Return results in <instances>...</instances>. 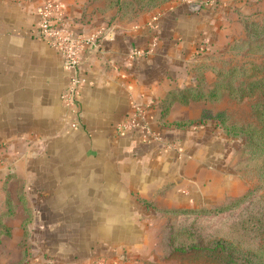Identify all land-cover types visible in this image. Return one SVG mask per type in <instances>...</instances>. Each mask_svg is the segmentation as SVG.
I'll return each instance as SVG.
<instances>
[{"label":"crops","instance_id":"1","mask_svg":"<svg viewBox=\"0 0 264 264\" xmlns=\"http://www.w3.org/2000/svg\"><path fill=\"white\" fill-rule=\"evenodd\" d=\"M60 1L74 26L104 34L81 55L85 82L75 111L60 96L67 74L59 55L35 33L38 0H0V228L10 236L16 227L2 213L11 210L9 182L20 180L50 264L98 256L120 264L116 245L136 243L148 220L151 208L140 199L181 204L177 190L205 170L201 149L219 145L212 122L172 123L196 119L201 100L175 99L162 117L161 104L171 91L196 85L204 57L226 37L220 21L236 13L230 6L243 9L251 0H168L131 19L83 21L80 3ZM132 49L139 52L131 55ZM133 102L143 105L146 123L162 140L118 128ZM162 141L176 142L180 152Z\"/></svg>","mask_w":264,"mask_h":264},{"label":"rangeland","instance_id":"2","mask_svg":"<svg viewBox=\"0 0 264 264\" xmlns=\"http://www.w3.org/2000/svg\"><path fill=\"white\" fill-rule=\"evenodd\" d=\"M74 1L80 3L81 21L96 15L106 20L116 16L131 19L158 6L151 4L155 0ZM245 5L243 9L238 4L230 6L236 13L219 23L226 37L218 39L217 47L204 57V66L198 71L203 90L216 83L215 97L201 100L204 121L191 123H214L221 132L219 145L212 152L207 146L201 149L199 157L205 170L177 190L183 195L181 204L162 206L140 200L145 210L151 208L144 213L148 220L138 228L140 239L134 244L116 245L121 247L120 253L128 255L125 264H223L217 253L189 245L210 247L214 241L223 240L246 249L254 247L260 237L250 223L255 217L264 221V151L251 153L241 136L225 133L232 124L246 125L251 119L250 97L237 98L226 85L236 86L251 78L264 81V70L250 69L252 64L264 63V0H251ZM173 143L170 150L180 152ZM8 186L14 188L10 215L16 227L11 228L10 236L6 235L10 230L0 228V264H50L41 255L43 244L36 239L35 223L29 222L32 212L22 195L20 180H12ZM3 219L8 222V218Z\"/></svg>","mask_w":264,"mask_h":264},{"label":"built area","instance_id":"3","mask_svg":"<svg viewBox=\"0 0 264 264\" xmlns=\"http://www.w3.org/2000/svg\"><path fill=\"white\" fill-rule=\"evenodd\" d=\"M37 25L35 33L54 49L59 55L62 67L67 74V83L61 90L60 96L63 104L75 111V102L79 89L85 82V78L80 72L79 65L83 51L88 48H96L100 45L104 37L101 28L95 31L85 32L74 26L65 16L60 0H38L35 10ZM132 49L131 55L138 53ZM75 125V121L71 122ZM118 128L125 131H134L141 140H162L161 134L150 128L145 121V110L141 103L133 102L132 109L126 119L118 123ZM163 143V141H162ZM164 147L174 145L171 141H165ZM124 254L117 258L123 261ZM108 259L98 256L88 259L83 264H107Z\"/></svg>","mask_w":264,"mask_h":264},{"label":"trees","instance_id":"4","mask_svg":"<svg viewBox=\"0 0 264 264\" xmlns=\"http://www.w3.org/2000/svg\"><path fill=\"white\" fill-rule=\"evenodd\" d=\"M162 1L164 0H155L152 1L151 4L159 6ZM250 69H252V71L257 69L264 70V63L260 65L252 64ZM201 85V81L198 79V82L194 86L184 87L179 91H171L161 104L160 116L162 117L170 102L175 99L182 102L188 99L202 101L213 99L215 97L216 83H213L207 90H203V86ZM226 87L229 93L231 92L237 98H242L243 96L250 97L251 119L246 125L236 127L232 124L230 129L225 130V133H232L241 136L244 139L245 145L249 147L251 153H254L255 150L264 151V81L260 78H251L243 81V83H239V85L233 86L232 84H227ZM203 115L204 109L202 108L198 118L194 120H174L172 123L175 126H183L185 124H190L195 120L204 121L202 120ZM261 161L263 165L264 155ZM261 174L264 176V171ZM262 199L264 201V190L262 193ZM142 201L145 200L142 199ZM10 213L11 210L8 208L2 213V215H10ZM250 224L251 226H255L256 230H259L258 232L260 233V237L255 241L254 247L240 249L241 247L223 240L214 241V244L210 247L193 244L189 245V247L202 249L206 253H217L223 264H264V221L262 222L260 218L255 217ZM260 227H262V233L260 232ZM4 233H7V230L4 231Z\"/></svg>","mask_w":264,"mask_h":264},{"label":"water","instance_id":"5","mask_svg":"<svg viewBox=\"0 0 264 264\" xmlns=\"http://www.w3.org/2000/svg\"><path fill=\"white\" fill-rule=\"evenodd\" d=\"M193 6H198V4L193 3L192 5H190V7H193Z\"/></svg>","mask_w":264,"mask_h":264}]
</instances>
